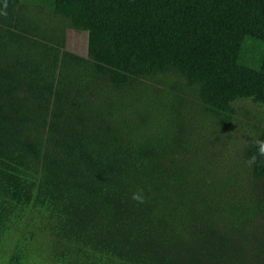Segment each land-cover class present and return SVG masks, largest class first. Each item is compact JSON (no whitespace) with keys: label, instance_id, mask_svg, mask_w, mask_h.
Listing matches in <instances>:
<instances>
[{"label":"trees","instance_id":"16d2710c","mask_svg":"<svg viewBox=\"0 0 264 264\" xmlns=\"http://www.w3.org/2000/svg\"><path fill=\"white\" fill-rule=\"evenodd\" d=\"M262 143L264 0H0V264H264Z\"/></svg>","mask_w":264,"mask_h":264},{"label":"rangeland","instance_id":"374dc122","mask_svg":"<svg viewBox=\"0 0 264 264\" xmlns=\"http://www.w3.org/2000/svg\"><path fill=\"white\" fill-rule=\"evenodd\" d=\"M86 39L87 35L85 32H77L74 30L67 29L66 31V48L72 52L78 53L80 55H85L86 52ZM248 38H246L247 41ZM259 47L262 45L259 43ZM257 55L259 52V48H255ZM262 52V51H261ZM253 67H256L257 62L252 61L251 64Z\"/></svg>","mask_w":264,"mask_h":264},{"label":"clouds","instance_id":"9594fccd","mask_svg":"<svg viewBox=\"0 0 264 264\" xmlns=\"http://www.w3.org/2000/svg\"><path fill=\"white\" fill-rule=\"evenodd\" d=\"M260 152H261L262 154H264V143H262V144L260 145ZM133 199H138V197L133 196Z\"/></svg>","mask_w":264,"mask_h":264}]
</instances>
